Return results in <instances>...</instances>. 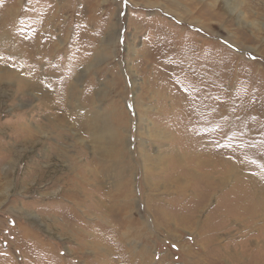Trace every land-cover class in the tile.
Wrapping results in <instances>:
<instances>
[{"label": "rangeland", "instance_id": "374dc122", "mask_svg": "<svg viewBox=\"0 0 264 264\" xmlns=\"http://www.w3.org/2000/svg\"><path fill=\"white\" fill-rule=\"evenodd\" d=\"M263 190L264 0H0V264H264Z\"/></svg>", "mask_w": 264, "mask_h": 264}, {"label": "bare ground", "instance_id": "6f19581e", "mask_svg": "<svg viewBox=\"0 0 264 264\" xmlns=\"http://www.w3.org/2000/svg\"><path fill=\"white\" fill-rule=\"evenodd\" d=\"M235 11V10H234ZM9 28V27H8ZM7 28V29H8ZM28 82V81H27ZM26 82V83H27ZM29 84V83H28ZM27 84V85H28ZM29 86V85H28ZM189 148V147H188ZM191 150V149H190ZM217 150V149H216ZM223 150V149H222ZM196 151V150H195ZM207 151V150H206ZM221 151V150H220ZM219 151V152H220ZM203 152H205V150L203 151ZM201 153V152H199L200 154H202V155H200L199 154V156H200V158L201 157H203V155H204V153ZM208 152V151H207ZM206 152V153H207ZM216 152V151H215ZM190 153V152H189ZM193 153V152H192ZM189 155H191V154H189ZM195 155H196V153H195ZM212 156H214V155H212ZM216 156L219 158V160H214V157H213V160H211V152H210V155L206 158L205 156H204V158H201V159H198V158H196V159H198V160H196V159H193V161H190L189 162V164H190V166H187L186 165V167H185V173H187L188 175H185L186 177H188V178H190L191 176H194L193 177V183H194V180H196V178H197V180H202V182L204 181V182H206V181H209V184H210V186H212V187H210V188H213L214 190H216L217 191V193L218 192H221L220 191V189L222 190V187L224 186V172H225V168L223 167L224 165V161H225V159H224V161H222L220 158H222L221 157V155L220 154H216ZM176 158V157H175ZM178 158V157H177ZM186 158H188V157H186ZM193 158H194V155H193ZM210 158V159H209ZM190 159V158H189ZM185 160V159H184ZM180 161V160H179ZM196 161V162H195ZM215 161H217V162H215ZM210 162H212V166H208V165H210ZM185 163H186V161H185ZM185 165V164H184ZM191 166H193L194 168H192ZM184 167V166H183ZM200 169L199 171H198V173H200L199 174V176L197 177V172L195 171V169ZM183 169V168H182ZM185 178V177H184ZM187 180V179H186ZM189 182V181H188ZM197 182V181H196ZM179 187V186H178ZM185 187V186H184ZM182 188V187H181ZM181 191H184V188H182V190ZM186 191V190H185ZM205 191V190H204ZM263 192H264V190H263ZM206 195H207V193H206ZM203 196V195H202ZM202 199V198H201ZM204 202H205V200H204ZM199 203H201L200 201H199ZM262 206V205H261ZM218 212H216V213H221L222 212V210H223V207L221 206V205H219V206H217V209H216ZM197 212V211H196Z\"/></svg>", "mask_w": 264, "mask_h": 264}]
</instances>
